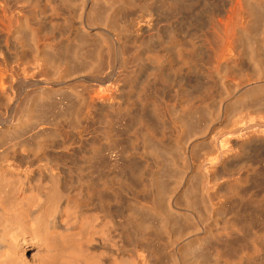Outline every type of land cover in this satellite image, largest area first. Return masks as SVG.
Returning a JSON list of instances; mask_svg holds the SVG:
<instances>
[{"label": "bare ground", "instance_id": "obj_1", "mask_svg": "<svg viewBox=\"0 0 264 264\" xmlns=\"http://www.w3.org/2000/svg\"><path fill=\"white\" fill-rule=\"evenodd\" d=\"M7 1H9V0H7ZM20 1L21 0H18V1L15 0V3L20 2ZM26 1L30 2V4H31L30 5L31 6V10H30L31 12L30 13L34 17L36 15H38L39 18H41L40 13L42 15V13L44 11H47V9L46 10H44V9L47 6L48 2L46 3L44 0H26ZM74 1L78 2V3H76L78 5L80 0H77V1L76 0H58V1L55 0L54 6H52L53 0H49V2H51L50 3L51 7H50V4H48V6L51 8L50 11L52 12V15L53 14L57 15L56 17L59 18V15L62 12H64V11L61 12V9H63V10L68 9L67 10L68 12L65 11V13H64L65 15H67L66 18L63 17L65 15L62 14V17L64 19L63 23H55L56 18L51 19L52 15L50 13L51 17H50V19H48L49 17L47 19L49 21L52 20V22H53V20H55V21L53 22V24L51 22L48 23V25L49 24L53 25V26L49 25V27H53V28H48V29L49 30H52V29L56 30L57 29L56 31H60V30H65L66 28H68L67 29L68 33L67 32L64 33L65 31H62L63 35H65L63 37H66L70 33L69 35H71V37L77 36V38H78V36L81 37V35L84 34L83 32H81L82 30H84V28H87V30H89V31H93V33H92L93 36L97 35V34L95 35L94 31L106 33V35H108V37L105 36L106 39L102 38L104 36H101V38H102V40H101L97 36L98 39L96 38V41L100 39V41H98L97 44H100L101 46L100 45L96 46V48L101 50V48L102 47L104 48V46H105L106 51L103 50V48L101 51L106 53L104 55L108 56V58L112 59L111 54L114 56V54L116 53L114 51V48H117L118 46L113 47V46H116V44H113L116 40H114V42H111V41L113 38L115 39L116 37H118L116 35H119V33L121 34V32H123L125 30L124 29L123 31H120V30H122L121 28L125 24H123V25L117 24L120 21L119 19H121V18L118 19L117 9L111 13L113 15L110 14L112 18H110V15L108 13V15H109L108 17L110 18V20L111 21L114 20V23H113L114 25H115V22H117L119 20L116 23L115 28H116V31H120V32L115 34V32H114L115 28H114V25H112L113 26L112 30L114 29V31H113L114 34H112L113 32L112 31L110 32V30H109V32L102 30V27L100 25H103V24L98 25V26H100V28L99 27H97L95 29L93 28V26H95V25H93V23H94V21L98 22V20H97L98 18H99V20L102 18L104 20L106 19V18H104L106 16L102 15L103 7L100 6V8H102L101 9L102 11H100V12L96 10V7L98 8V5L96 6L95 4H98V2L95 3L94 1H97V0H92L93 3L92 2L91 3L94 6V8L92 6V8H93V10H92L91 6H90L91 11L89 10L90 12L88 11V14H87V12L85 13L87 15L86 17L84 16L85 18L82 16V13H83L84 7L86 9L87 5L83 7V5H84L83 2L85 1V0H83V2H82L83 9L82 8L80 9V10H82V13L79 17H77V18H81V16H82L83 19L82 20L80 19V23L78 24L79 26L77 24H75L76 22L74 23V20H76V19H74V18L76 16L74 15V13H75L76 8H78V7L73 8L74 10L72 9L73 5L75 4ZM107 1H109V0H107ZM123 1L129 2V3L127 5H125L126 3H124ZM123 1L122 2L126 6V8L128 5L130 7L132 6V8H133V3L131 2L132 3V5H131L130 0H123ZM135 1H137V0H135ZM140 1H143V0H140ZM157 1H159V3H161L162 6L168 8V9L174 10L175 12L178 11V9H180L181 7L188 8L189 15L193 16V18H196L197 20L199 17H201L204 14V12H206L208 14L206 20L208 21V23L213 25V28H212L213 32H214L213 35H215V39H216L215 41H216V43H218V45L216 43H214L215 41L214 42L212 41L213 39L211 40V42H213L214 45L216 44L218 46L217 47L218 49L217 50L214 49L216 52L215 53L213 52L214 57L213 58L211 57L212 60L214 61V65H212L213 66L212 68L208 69L204 65L200 64V63H204L203 61L201 62V60H200L201 58L198 59L200 61V63H198L199 62L198 60L194 59L195 55L193 56V54H195V52L193 53V52L187 50L186 49L187 47L185 48L186 50L184 49V47L186 45L185 46L182 45L177 39L178 36H176V33H174V34H172V36H174V37H172V39H170V41H168L167 47L164 49L165 53L163 54V57L161 58L160 56H162V55H159V56H157V57H160L159 59H157L156 56H155L156 58L153 57L154 61H153V59H151L152 65L154 66L152 68L151 74L153 76H155L156 79L159 78L161 81H165L164 82V84H165L166 82L168 83L171 81L172 75L181 74V72L185 71V69H188V70L190 69L194 75L198 74V70H201L202 73H200V74H202L203 77L209 78L210 80L212 79V77H215V80L217 79L219 86L223 87V89L228 90V86L230 87V85H228L229 84L228 77L231 76L232 74H234V71L237 70V69L235 70V68H238V71L239 70L241 71L243 65L245 66V63H244L245 61L247 62L246 64H248V66H250L248 71L252 70L253 73L257 72L260 75L259 80H257L256 82H254V83H250V82L248 83L247 82V84L242 85V88L240 87L241 89L239 87L236 88L237 89L236 91H238L240 89L238 92V95H236L234 92L233 93L238 98H236L237 100H233V101H229V102L222 100V98H224V97L221 98V96L223 95L222 93H221L222 94L221 96L215 95V92L213 93L212 87L207 86V84H206V87L204 86V88H202L199 91V93H198V91L196 92V95L198 93V96L195 98L193 96V99L188 102L190 105L189 104H187V105L189 106L190 109H189V112H186V113H188V115L190 116V114L193 115L195 112H199V110L197 111V109H200V110L202 109L201 111H205V113L203 112L204 113L203 118H204L205 116L206 117L209 116L210 107L215 108V106H217V105L218 106L220 105V108H218V110L216 109V111H218V112L220 111L221 115H222V113L224 115L226 113L228 114L229 112H231L232 109L241 108V110H242V108H243V110H244L246 106L252 105L249 107L250 108L253 106L256 107L257 109H259V110H256L257 113L259 114L260 111H262V113H260V115L262 114V116H263V114H264L263 113L264 112V0H212L209 3L206 10L204 8L205 6L203 7L205 11L203 9H200L199 4H194L193 3L194 1L191 2V0H157ZM157 1H155V2L157 3ZM73 2H74V4H73ZM89 2H90V0H89ZM109 2H110V4H111V2H112V4H114V2H116V0H110ZM137 2H139V1H137ZM147 2H149V1H147ZM147 2H145V4ZM86 3H87V1H86ZM8 4L9 3H7V5ZM104 4L106 5L107 3H104ZM116 4H118V3H116ZM145 4H144V6H145ZM149 4L150 3H148V5ZM99 5H101V4H99ZM115 5H113V6H115ZM203 5L204 4H202V6ZM102 6H103V4H102ZM100 8H98V9H100ZM106 8H109V7H106ZM110 8H114V7L110 6ZM126 8H124L125 11H127ZM129 8H128V10L130 11ZM8 9H9V6H8ZM71 10H73L74 12ZM108 10H106L105 12H108ZM142 11H138L137 13L138 14H139V12L142 13ZM150 11H151V9H150ZM179 11H181V10H179ZM59 12H60V14H59ZM121 12L122 11L120 10L119 15L124 14L123 12L122 13ZM148 12H149V10L147 11V13ZM30 13L28 12V14H30ZM137 13H135V14L137 15ZM26 14H25V16H27ZM44 14H43V17L47 16ZM103 14H104V11H103ZM135 14H134V16H135ZM31 15H28L29 18ZM50 15H48V16H50ZM25 16L20 17L17 15L16 17H14V15H12V16H9L8 18L3 17V19H2V17H0L1 18L0 19V26L2 25V28L7 32V34H9L10 36L12 34V36H14V38H15V36L17 38V39L15 38L18 42L17 43V50H18V54L19 53L21 54V57H19V59L22 58L23 56L25 57L27 50H28V52H30L31 50L32 51L36 50V51H38V54H39V52H41V51L43 52L46 49H49V51H53V48L50 49L51 47H49V46H51V43L48 45L47 41L45 40L46 36L43 34L44 31L42 32V30H41L42 26L45 24V23L44 24L41 23L42 22L41 20L43 18L40 20V19H37L38 18L37 16H36L37 18L36 17L34 18L32 16V18H34L33 20L36 21V19H37V20L41 21L40 23L38 22V24H39V25H37L38 27L33 29V32H31L32 34L29 32V34H31L30 36H32L33 40H31V37L29 38V34L27 37H25V38L23 37V34H21L22 28L25 27L27 30V26H28L27 22H28V24H30L29 22H33L32 18H31L32 21H29L30 19L27 20V18ZM125 17H126V14H125ZM131 18H134V17H131ZM137 18H139V17H137ZM140 18H139V20H140ZM193 18L191 17V19L195 21V19H193ZM45 19H46V17H45ZM47 19L45 21H47ZM134 19L135 20L132 19V23H130L132 25V27L134 26L133 25L135 23L134 21H136V18H134ZM110 20H109V22H110ZM141 20H143V19H141ZM49 21H47V22H49ZM129 21L131 22V20H128L127 23ZM103 22L105 25L106 20ZM140 22H142V21H140ZM32 24H34V23H32ZM130 24H129V27L127 26L128 28L126 27L125 31H127V30L129 31L130 29H132L130 27L131 26ZM76 25L78 26V28H76ZM108 25H110V23ZM108 25H105V26L108 27ZM119 25L121 28L119 27ZM138 25H140V24H138ZM112 26H109V27L111 28ZM117 27H119L120 30ZM135 27H134V29H135ZM25 28H24V30H25ZM24 30H22V31H24ZM28 30H29V28H28ZM46 30H47V28L45 29V31ZM137 30H133V31L137 32ZM56 31H54L55 34H56ZM176 31H178V30H176ZM176 31H174V32H176ZM136 32H135V34H136ZM143 32H145V31H143ZM26 33H28V32H26ZM49 33H51V31L46 33V34H49ZM125 33L126 32H124L123 35H125ZM180 33H182V31ZM132 34L134 35V33H132ZM57 35H59V34H56V37H57ZM84 35H86V34H84ZM87 35H89V34L87 33ZM90 35H91V33H90ZM113 35H115V36L112 39H109V36L112 37ZM136 35H138V33ZM203 35H204V33H203ZM139 36H136V37H139ZM150 36H151V34H150ZM5 37L6 36L4 35V38ZM145 37H147V36H145ZM26 38L27 39L29 38L28 40L32 41L31 46L33 49H31L30 47H27V46H29L28 44H30V43L26 44V42H27ZM88 38H92V36L88 37ZM94 38H93V40H94ZM120 38H121V36H120ZM52 39L49 42H52L53 41ZM119 39L117 42L121 43L120 42L121 39H120V41H119ZM127 39H129V37ZM180 39L183 40V38H180ZM47 40H49V39H47ZM58 40H60V39H58ZM79 40L80 39H78L77 41H79ZM124 40H125V37H124ZM61 41H63V40H61ZM64 41H65V43L67 42L66 40H64ZM71 41L74 42L73 40H71ZM71 41H69V43H71ZM83 41L81 40L82 43L80 42L82 45H84ZM86 41H84V43H88L90 40L88 42H86ZM96 41H95V43H96ZM127 41H126L125 46L130 45L131 49H132V47L133 48H135V46L140 47L144 44V43L142 45L139 44L137 46L136 43L133 41V44H135V46L132 44V47H131V44H129V43L130 42L132 43V41H130L128 43H127ZM93 42L90 41L89 45L91 46V44ZM61 43H63V42H61ZM78 43L79 42H77V45H78ZM52 44L55 45L54 43H52ZM56 44H58V43H56ZM81 44H80V46H81ZM97 44H95V45H97ZM53 45H52V47H53ZM59 45H60V42H59L58 46ZM77 45H76V47H77ZM87 45L85 44L84 46H87ZM61 46H63V45H61ZM70 46L73 48L72 50L75 49V51L76 50L78 51V49H76L72 45H70ZM123 46H124V44H123ZM71 47L70 48L68 47V48L71 49ZM81 47H80L79 51L82 49ZM119 47H120V50H119L120 52H117V53L120 55L119 58H121V59H118V60H121L124 65H128L129 64L128 61L129 62L133 61L132 55H131V59H129L130 56L128 55L129 52H130V54H132L131 49L128 47L130 49V51L127 49L129 51L128 52L126 49H124V47L121 46V44ZM139 47H138V49H140ZM147 47H148V45H147ZM55 48L56 47H54V49ZM58 48L61 49L60 46ZM58 48H56V49L58 50ZM207 48H209V47H207ZM40 49H41V51H40ZM65 49H67V48H65ZM65 49L63 50V52L65 51V55L66 54L68 55V53L66 52ZM92 50L93 49L88 50V51H92ZM153 50H155V49H153ZM67 51H69V50H67ZM93 51H96V50H93ZM112 51H114V54L112 53ZM116 51H117V49H116ZM146 51H144V52H146ZM171 51L173 53L174 52L175 53L172 55ZM186 51L191 52L192 55L190 53H188V54H190L188 56V54L185 53ZM103 52H100V53L102 54ZM144 52L139 55V56H141V58H142V55H144ZM155 52H156V50H155ZM41 53L39 55H41ZM146 53H148V51ZM32 54H34V53L31 52V55ZM38 54H36V55H38ZM70 54L73 55L74 53L72 54V52H70ZM86 54H87V52H86ZM155 54H157V52ZM208 54H210V53H208ZM59 55H61V54H59ZM76 55H78V54H76ZM76 55L74 54V56L69 57L71 59H69L68 56L67 57L65 56L67 59H65V58L63 59V64H65L64 60L69 59V60L73 61L72 59ZM83 55H81V56H83ZM54 56H56V55H54ZM63 56H64V54H63ZM151 56H152V54H151ZM34 57H36V56H34ZM92 57H95V56H92ZM115 57L117 58V56H115ZM78 58L79 59H77V56L75 57V63H77L76 59L78 61L80 60L79 55H78ZM98 58H101V57H99V55H98ZM103 58H105V57H102V60H103ZM138 58H140V57H138ZM145 58H144V60H145ZM196 58H197V56H196ZM51 59L53 60V56ZM54 59H55V61H59L58 60L59 58L57 59L54 57ZM82 59H84L83 60L84 62H82V60H81L80 62L77 63L78 65H80L79 63H86L85 61L88 60L89 58L88 59L82 58ZM52 60L49 59L50 62H52ZM69 60L67 62H69ZM89 60L91 61L92 59H89ZM112 60H114V59H112ZM144 60L142 59L141 61H144ZM92 61H94V60H92ZM104 61L105 60H103V64H104ZM148 61H150V60H148ZM151 61H150V63H151ZM101 62L102 61H100L98 63L100 66H102ZM153 62H155V64H157V65L153 64ZM69 63L73 64V62L72 63L69 62ZM77 64H75V65H77ZM86 64H88V61ZM133 64H134V62H133ZM67 66H69V65H67ZM73 66H74V64H73ZM105 66H106V64H105ZM108 66H109V64H108ZM88 67H89V65H88ZM126 68H127V66H125L124 69H126ZM238 71H236V72L239 73ZM129 73H130V75H132L131 72H129ZM152 75H150V76H152ZM127 76L129 77V75H127ZM133 77H135V76H133ZM125 79H124V81H125ZM133 80H135V79L133 78ZM148 81H150V80L148 79ZM217 82L215 81V83H213V84H217ZM157 83H159V82H157ZM168 84H170V83H168ZM143 85L145 86V83ZM208 85H210V84H208ZM104 87H106V86H104ZM168 88H169V86H168ZM43 89L46 92L45 88H43V85H42V90L40 89L41 90L40 94H42L44 92ZM109 90H108V94L110 92ZM139 90H141V89H139ZM193 91L195 92V90H193ZM229 91H230V89H229ZM229 91H227V92H229ZM37 93L39 94V91H37ZM50 93H51V91H50ZM110 93H112V92H110ZM46 94H47V92H46ZM113 94H111V97ZM142 94H144V93H142ZM157 94H158V92H157ZM187 94H188V92H187ZM32 95L33 94H31V96ZM43 95H45V93H43ZM105 95H106V93H105ZM190 95L192 96V94L189 93L188 98L191 97ZM230 95H231V93L229 94V96ZM34 96H35V94H34ZM45 96H47V95H45ZM45 96H43V97L45 98ZM227 96L228 95H226V97ZM49 97H51L50 94H49ZM49 97H48V100H49ZM114 97H112V99ZM133 97H134V95H133ZM154 97H152V99H151L152 101L151 100L149 101L146 98H144V99H146L147 103H148V101L151 102L149 104H152L154 102L155 103L154 106H156L157 112L160 113V114H158V113L157 114L159 116L163 117L164 116L163 110H165L167 107L165 109L162 107H159V105L161 103H158V102L161 101L162 99L159 100L160 99L159 97H155V99H153ZM226 97H225V99H227ZM36 98H37V96L32 98L33 101H31L29 108H27L26 111H23L24 113L23 112L20 113V111H22V110L16 111L17 114H19V113L20 114L18 116L17 115L14 116V119L10 123L6 124V122H3V121L0 123V126L2 128V129L0 128L1 129L0 130V143L3 141V138H5V135L7 134L6 131L7 132H10V131L14 132V130H15L17 133V130L20 131L21 128L23 131V127L26 128V125L29 126V122H31L30 119L32 118V116H33V118L34 117L37 118L36 114L34 116V108H36V107L38 108V106L40 105L38 103H40V101L42 102V100L45 101L46 98H45V100L40 99L39 101H38V99L41 97H38V99H36ZM51 98H53V97H51ZM81 98H82V96H81ZM99 98H100V96H99ZM140 98H139V100H140ZM230 98H229V100H230ZM110 99H111L110 96H108L107 100L110 101ZM142 99H143V97H142ZM164 100H166V99H164ZM24 101H26V100H24ZM86 102L88 103V101H86ZM35 103L38 104V106H36ZM45 105H47V104H45ZM104 105L105 104L103 103V106H102L103 108L105 107ZM113 105H114V107H116L115 104H113ZM21 106L18 109H20ZM70 106H72V104ZM142 106H143V104H142ZM50 107H51V105H50ZM91 107H94V106H91ZM108 107H109V105H108ZM47 108H49V107H47ZM113 108H109V109L113 110ZM168 108H170V107H168ZM83 109H85V108H83ZM86 110H87V108H86ZM119 110H120V108H119ZM153 110H155V107L153 108ZM161 110H162V112H161ZM246 110H247V114H248V112H249L248 108H246ZM43 111H44V109H43ZM50 111H48V112H50ZM109 111H111V110H109ZM212 111L213 110H211V112ZM233 111L236 112V110H233ZM250 111H251V109H250ZM256 111L254 110V112H256ZM161 113H163V114H161ZM213 113H214V111H213ZM238 113H240V112H237V114ZM252 113H253V110H252ZM39 114H42V113H39ZM218 114H220V113H218ZM242 114H244V113H242ZM249 114H251V113L249 112ZM210 115H212V114H210ZM228 115L230 117L231 113H229ZM245 115H246V113H245ZM39 116H41V115H39ZM154 116H156L157 119H159L157 115L154 114ZM199 116H198V118H199ZM218 116H220V115H218ZM193 117H194V115H193ZM212 117H210V118H212ZM225 117L226 116H224V118ZM248 117L250 118V115L247 116V118ZM35 118H34V120H36ZM41 118H43V117H41ZM45 118H47V117H45ZM139 118L142 120L141 117H139ZM195 118H197V116H195ZM195 118H193V120H195ZM261 119H259V120H261ZM143 120L145 121L146 119H143ZM160 120H162V119H160ZM199 120L200 119H197L195 122L192 121L191 125L195 127L196 125L200 124V127H201V123ZM202 120L203 119H201V122H202ZM225 120H227V118ZM144 121H142L143 124H144ZM148 122L146 120V123H148ZM158 122L160 123V121H158ZM31 123L34 124V121L32 120ZM156 123H154V124L151 123L152 125H150L148 123V125H150V127L149 128L146 127L147 130L145 128V130H144L145 134L143 137L144 148H143V155L142 156L150 154L151 157L153 158L152 162H151L152 164H148L145 162L146 164H143L144 166L141 168L139 166L140 169L138 168L139 170H137V171L136 170L133 171L134 167H133V170L131 167H129V166L127 167V170H128V168L129 169L131 168V170H130L131 173H129L130 174L129 177H131V179H133L132 181H134L136 183V185L138 183L137 187H135L136 185L134 186L131 179L129 180V179L125 178V177H128V176L124 175V173L126 174V170H125L126 167L123 168L124 173L123 172L121 173L123 175L116 176L117 172H113V170L115 169L114 166L112 168L113 170L111 169V167L108 166V170L109 169H110V171L112 170L111 174L116 173L115 175L113 174V176H116V177H114L112 179H111L112 175L108 176V177L105 176L106 178L103 176L99 177V175L97 176L96 174H98V171H97V173H94V169H93V167H91V163H93L95 161L94 160L95 156L91 157L92 159L89 157L90 160L89 161L86 160L88 162L87 163L85 162L86 163L85 167H82L78 170L76 169L77 167L76 168L72 167L71 164H69L70 162L68 163V161L66 159L65 160L58 159V158L49 159L50 157H48V156H47L48 158H45L46 156L44 157V153L42 151L45 149L44 145L46 146V144H44L45 143L44 141H43L44 143H42V141L38 142V141H40L39 138L41 136L42 137L44 136L45 139L47 138V137H45L47 134H45L43 130L37 132L38 134L35 133V135H39V138H35V139H37L36 145L39 144L37 146V149H36L37 152L36 153H35V151H33L34 152L33 153L32 149L29 148L31 152L30 151H27L29 153L25 152V153H27V155L24 154V151H23V154L19 153V151H17L19 154H16V152H14V151H16L15 149H13L14 150L13 154H10L12 152H10V153L8 152L10 155H12V157H10L8 155L7 151H5V155H3V156H1V154H0V156H1L0 157V264H132V263L141 264L139 259H142V257L139 255L140 254L139 249H145V251H146L148 248L146 245H148L150 248V250H149L150 251L149 252L150 253L149 258L150 259H159V260L162 259L163 260V258H165V259H168V261H169V259H172L171 260L172 264L173 263L174 264H177V263L178 264H264V234L260 233V234H262V235H260L259 233L254 231L255 229H253L254 232L252 231L253 233L251 235H249L250 234L249 233L248 234L249 237L245 238L244 237L245 234L243 236L242 233H245L246 231L245 230H244L245 232L242 231V227H241L242 225L239 226L236 223L232 224L231 222L228 224L229 220L226 221L227 223H219V224H221L220 226H219V224L217 225L218 221L216 222V225H212L213 224L212 219L208 218L207 217L208 214H206L205 212L202 211L203 213L206 214V216H202L201 214H203V213H201L199 216H197V214H194V211H191V209L188 208V210H190V211H188V210H186L187 208L186 209L183 208V207H185V205H186V207H188V205H190L192 207L196 204V200H197L196 195H198V193L196 194L197 188L194 185V182H195L194 179L196 178L195 177L196 176L195 168L197 167V165H196V167H192L190 169L189 164H188V158L186 155L187 149L184 148L185 146L180 147L181 141H180V143L179 142L175 143V141L174 142L173 141L168 142L167 140H163L164 137L163 138H157L156 137V135H158V134H155V127L156 126L153 127L154 125H156ZM144 127H145V124H144ZM192 129H194V128L192 127ZM226 129L227 128H225V130ZM227 130H229V129H227ZM22 131L20 133H22ZM156 131L158 132L157 129H156ZM196 131H198V130H196ZM160 132H162V131H160ZM228 132H230V131H228ZM228 132H226L228 135L229 134L230 135L235 134V135L240 136L241 139L243 138V141L242 140L240 141V143L242 142L241 143L242 145L247 144V143H251V142H254L255 144H259V143L264 144V120L256 121V122H252V123H249L248 121L247 122L244 121L241 124V126H238V127L236 126V128H233L230 133H228ZM218 133H221V134L220 135L217 134L218 136L214 140H212V143H211V145L214 146V148L215 147L217 148L218 146H220L219 150L221 151V153L219 154L220 155L219 157L217 156L218 157L217 162L219 161V159L220 160L223 159V156L225 154L224 149L225 148L227 149L226 146L229 145V140H230V139H228L229 137L225 136V135H227L226 133L223 134L222 131L218 132ZM160 134L158 136H161ZM14 135H16V134L14 133ZM6 136H8V135H6ZM30 136H31V133H30ZM113 138H114V136H113ZM35 139H34V141H32L33 143H35ZM183 142H184V140H183ZM235 142H237V141H235ZM46 143H48V142H46ZM114 143H115V141L113 142V146L111 144L112 147L116 146L115 145L116 143L115 144ZM182 145H183V143H182ZM24 147H26V146H24ZM30 147L33 148L34 146H30ZM240 147H241V145H240ZM8 149H10V147ZM17 150H18V148H17ZM22 150L23 149H21V151ZM33 150H35V149H33ZM46 150H47V147H46ZM10 151H11V149H10ZM227 151H229V148ZM41 152H42V154H41ZM96 152L98 154V150ZM99 153L102 154V152H99ZM87 155L88 154H86V157H87ZM98 155H97L96 159L99 162L101 160V156L103 154L101 156L99 155L100 159H98L99 158ZM106 155H105V157L102 156V158H104L108 162L110 160L112 161L113 158L110 159ZM227 155H229V154H227ZM125 156H126V154H125ZM51 157H53V156H51ZM223 160H225V159H223ZM102 161H100V162H102ZM150 161H149V163H150ZM215 161H216V159L213 162L215 164H217ZM108 162H107V164H106V161L104 163L106 165H112L111 162H110L111 164H108ZM94 163L98 166L97 168L100 169V167H99L100 164L98 163L99 164L98 165L96 162H94ZM104 163H103V165L105 166ZM115 164H116V162L114 163V165ZM200 164H202V163H200ZM96 165H95V167H96ZM123 165H124V163H123ZM123 165L121 164V166H123ZM219 166H221V165L219 164ZM205 167H206V165H204V164L200 165V169H197L198 168L197 167L196 169L198 171L197 170L196 171L199 173V170L202 171V169H205ZM98 169H95V170H98ZM106 169H107V167H106ZM116 169H119V168H116ZM123 169L121 168L122 171H123ZM103 170H105V169L101 170L102 174L106 175ZM189 170H191L192 175H190L188 173ZM209 170L205 169L203 172H201L202 173L201 176H203L205 181L207 179L206 182H208L209 179H212V178L215 179L214 175H216V174L214 173V175H212V173H210ZM106 171L107 170H105V172ZM127 172H129V171H127ZM211 172H213V171H211ZM197 175H199V174H197ZM95 176H97L99 178L96 179ZM109 177H110V179H107ZM139 187H140V190H142V192H145L144 194H148L146 199H144L145 200L144 202H142V201L140 202L139 200H137L138 199V193L137 192H140V191H137L136 188L139 189ZM127 190H129V191L132 190V192L134 191V193L136 195L135 199H133L132 203L130 205L128 204L126 207H124V205H123V207H121V209L114 208V205H116V204L119 205V202H117V201L119 199H121V198H119V196L122 195L121 194L122 191L125 192ZM209 190H210V188H209ZM109 193L112 194V196H113V199H112L111 195H109L112 200L110 198L109 199L107 198ZM141 194H143V193H141ZM206 195H207V193H206ZM198 196H200V195H198ZM211 196H212V194H211ZM211 196H209V198ZM200 197H203V196H200ZM205 198H206V200L208 199L207 197H205ZM213 198H214V195H213ZM201 199H204V198H201ZM256 200L258 201V199H256ZM209 201H205V203L206 202L208 203V208H209V204H210ZM113 202L114 203L117 202V203L114 204ZM203 202H204V200H203ZM240 204H241V200H240ZM205 205H207V204H205ZM251 206H253V205H251ZM194 207H192V208L194 210H196L195 209L196 207L195 208ZM255 207H254V209H255ZM263 207H264V204H263ZM202 208H205V207H202ZM236 208H238V207H236ZM260 208H262V207L260 206ZM252 210H253V208H252ZM253 211H255V210H253ZM208 212H210V211H208ZM260 212H262V210ZM247 213L249 214V212H247ZM247 213H245V214H247ZM251 214H252V212H251ZM213 220H215L214 217H213ZM245 220H246V218H245ZM211 221H212V223H211ZM237 221L238 220H236V222ZM243 222L244 221H242L240 223L242 224ZM214 223H215V221H214ZM213 226H216V228H214ZM243 229H245V228H243ZM189 231H190V233H189ZM193 231L194 232L195 231L200 232V235L197 238L195 237V240L187 241V243L185 242V244L182 246V248L181 249L178 248L180 250H176V252H175V249L174 250L172 249V248H174V245L177 244V242L182 241V239L184 237L187 238L189 235H191V232L194 233ZM250 232H251V229H250ZM241 234L244 237V239L240 240L239 242H236L234 240V238H236V237H234V236L238 237L239 235L241 236ZM222 237H224V239H226L227 241H225V240L222 241L225 244L223 247L221 246L222 248L219 249L218 246L220 245V242H221L220 239ZM116 238L117 239L121 238L120 239L121 241L123 240L125 245H127V250H128V246H131V248H133L131 250L129 249L130 251L133 250L131 252L132 255L130 253H128V252H130L129 250L127 251L121 245H120L121 248L120 247L118 248V246L116 247V245L119 244V243L116 244L117 243L116 241H118V240L115 241ZM241 238H237V239H241ZM163 240H165L164 241L165 245L162 244ZM233 240H234V242H233ZM213 243H215V246L217 248H215V249L211 248L213 246L212 245ZM144 247H146V248H144ZM140 252H141V250H140ZM117 259L118 260L120 259V260L118 261ZM123 259H127V260H123ZM129 259H132V260L137 259V260H135V262L136 261L137 262L135 263L134 260L131 262V261H129ZM171 261H169V262H171Z\"/></svg>", "mask_w": 264, "mask_h": 264}, {"label": "rangeland", "instance_id": "obj_2", "mask_svg": "<svg viewBox=\"0 0 264 264\" xmlns=\"http://www.w3.org/2000/svg\"><path fill=\"white\" fill-rule=\"evenodd\" d=\"M9 1H7V0H4V1L3 0H0V13H1L0 14L1 16L0 17H2V19H3V17L8 18L9 16H12V15H14V17H16L17 15L20 16V17H24L26 13H27L26 14L27 16L28 15H31V13H30L31 12L30 11L31 10V6H30L31 4H30L29 1L21 0L20 2H16V3H15V0L14 1L13 0H9ZM44 1L46 3L48 2V4L51 3V2H49V0H44ZM56 1H58V0H56ZM80 1H79V4L78 5L76 4L78 2H75L74 1L76 5L73 2V4L75 6L73 5V7H72V9L78 7V8H76L77 11L75 10V13H74V15L76 16V17L74 16L75 17L74 19H76V20H74V23L76 22L75 24H77V25L80 23V19L82 20L84 16L85 17L87 16L85 13L87 12V14H88V11L90 10V6H91V9L92 10L94 8V6L92 5V3H93L92 0H90V2H89V0H85L84 2H83V0H80ZM86 1H87V3H86ZM109 1H107V0H102V1L101 0L100 1L97 0V1H94V2L95 3L98 2V4H95V3L94 4L96 6L98 5V8H100V6L103 7V9L102 8L98 9L96 7V10L99 11V12L102 11V10L104 11V14H103V11H102V15H105L106 16V17H104V18H106L105 19L106 20L105 25H108L109 23H110V25H108V27H106L104 25V22H103L105 20L103 18L99 20V18H98L97 19L98 22L94 21L93 25H95V26H93V28L94 29L97 28V27L100 28V26H101L102 27V30H105V31H108V32L110 30V32L111 31L113 32L114 29L112 30V28H113L112 25H114L113 24L114 23V20L112 19L113 21H111L110 18H112L111 15H113L111 13L114 12V10H116V9H117V13H118V19L121 18L122 20L119 19L121 21L120 22L117 19L119 22L118 21H117L118 23L115 22L114 28L116 26V23L117 24H121V25L125 24V25H123L122 28L119 25V27L122 30H120L119 27H117L120 31H123L124 29L126 30V27L127 26L129 27V24L132 23V19L135 20L134 18H136V21L137 22L134 21L135 22L133 24L134 26L132 27V25L130 24L131 25L130 27L132 29H130L129 31L128 30L127 31L124 30L123 32H121L122 35L119 33V35H116L118 37H116L115 39L113 38L115 35H113L112 37L109 36V39H112L113 38L111 42H114V40H116L113 43V44H116V46H113V47H117V46L119 47L120 44H121V46L124 47V49H126V50L128 49L129 51L131 49L129 44H131V47H132L133 41L136 43L137 46L139 44L142 45L144 43L142 46H140V47L138 46L140 49H138V47H136L135 44H133L135 46V48L132 47V49H131V53L132 54H130V52L127 50L129 52V54L128 53L127 54L130 56L129 59H131V55H132V58H133V61H130L131 63L128 61V63L130 65L129 64L128 65H124L121 60H118V59H121V58H119L120 55L117 53V52H120L119 51L120 50V47L119 48L118 47L117 48H114V51L116 52L115 54H114V51H112V53L114 54V56L111 54V58L114 59V60H112V59L108 58V56L104 55L106 53H104L103 51H101L103 47L102 48L100 47L101 50L98 49V48H96V46H99L100 45V44H97V42L100 41V39L101 40H102V38L106 39L105 36L108 37V35H106V33H103V32L101 33V32H98V31L97 32L94 31L95 35L96 34L97 35L96 36H93L92 35L93 31H89V30H87V28H84V30H82L81 32H83L86 35L88 33L89 35H87V36L88 37H91L92 36V38H88L84 34H82L83 36L81 35V37L78 36V38H77V36L76 37L75 36H72L71 37V35H69L70 33L66 37H63L65 35H63L62 31H65L64 33H66L68 28H66L65 30H60V31H56L57 30L56 28H55L56 30H54V29L49 30L48 28H53V27H49V25L50 26H53L52 24H53V22L55 20H56L55 23H63V21H64L63 17H65V18L67 17V15H65L64 13H65V11L68 12L67 11L68 9H66V10L61 9V12L62 11H64V12H62L61 14L59 12L60 15L58 14L59 15V18H58V17H56L57 15H54V14L52 15V12L50 11L51 4H50V7L47 4V6L44 9V10L47 9V11H44L42 13V15L40 13V17L41 18H39L38 15H36L38 18L35 16L37 19H40V20L43 18L41 20L42 22L39 21V20H37V19H36V21L33 20L35 18L33 15H31L30 18H29V16L28 17L25 16L27 18V20L30 19L29 21H32L33 20V22H29L30 24H28V22H27V25H28L27 26V30L29 28L28 31L26 30L25 27L22 28V30H24V28H25L24 31L21 30V34H23V37L24 38L28 36L29 32L30 33L33 32V29L34 28H37L38 27L37 26V25H39L38 22L39 23L41 22L42 24L45 23L42 26V29L41 30H42V32L44 31L43 34L46 36L45 37V40L47 41L48 45L51 43V46H49V47H51L50 49L53 48V51H49V49H46L45 51L42 52L41 49H40V51L42 53L39 52V54L41 53V55H39L38 54V51H36V50H35L36 52L34 50L33 51L31 50L30 52H28V50H27V52L25 54V57L23 56L24 58L22 57V58L19 59V57H21V54L20 53L18 54V50H17V43L18 42L16 40L17 39L16 36H15L16 39L14 38V36H12V34L10 36L2 28V25L0 26L1 27L0 28V84H1L0 85V119H1L0 120V123L2 121L3 122H6V124L7 123H10L14 119V116H16V115L18 116L21 112L26 111L27 108H29L31 101H33L32 98H34L35 96H37L36 99H38V97H41V98L38 99V101L40 99H44L45 100V98H46L45 101L42 100V102L40 101V103H38V104H40L39 106H38V104H36L37 102L35 103V105L38 106V108L37 107L34 108V116L36 114V117L37 118L34 117L36 120H34L33 116L31 118L34 121V124L31 123L32 120L30 119L31 122H29V126L26 125V128L27 129L23 127V131L24 132L22 131V128L20 129V131L17 130V133H16L15 130H14V132H12V131L7 132L6 131V133H7L6 135H8L9 137L5 135V138H3V141L1 140L2 141L0 143V154H1V156L5 155V151H7V153L8 152L9 153L12 152L10 154H13V151H14L13 149L16 150V151H14V152H16V154H19V153L23 154V151H24V154L27 155V153H29L27 151H30V149H32V152L35 151V153H36L37 152L36 149H37V146L39 144L36 145L37 139H35V138H39V135H35V133L38 134L37 132L43 130L44 133L47 134L48 136L47 135L45 136V137H47L46 139L44 138V136L43 137L41 136L39 138L40 141H38V142H41L42 141V143L45 142L44 144H46V146L44 145V147H45L44 150L45 151L44 150L42 151L44 153V157L46 156L45 158L50 157L49 159H51V158H58V159H63V160L66 159L68 161V163L70 162L69 164H71L72 167H74V168L77 167L76 169L78 170V169H80L82 167H85L86 163L90 160V158L95 156L94 157L95 158L94 159L95 160L94 162H96L97 164L98 163L100 164L99 167H100L101 170L102 169L107 170L106 172H105V170H103L104 173L106 174V175H103L102 174V171L97 168L98 166L94 162H93L94 164L91 163V167H93L94 173H97V171H98V174H96L97 176L98 175H99V177H102V176L103 177H105V176L108 177V176H111V175L113 176L114 173L111 174L112 173V170H113L112 169L113 166H114L115 169L116 168H119V169H116V170L114 169L113 170V172H117V174L115 173L116 176L123 175L121 173L122 172L124 173V169L123 168L126 167L125 168L126 174L124 173V175L125 176H128V177H125V176L124 177L126 179H129L130 180L131 177H129L130 176L129 173H131L130 172L131 168L133 170V167H134V170L133 171H135V170L137 171L141 167L144 166L143 164H146V163L152 164L151 162H152V159L153 158L151 157L150 154H147L145 156H142L143 155V148H144V142H143L144 139H143V137H144V134H145V131H144L145 128L146 127L149 128L150 125H152V124H154V123L157 122L158 124L156 123V125L153 126V127L156 126L155 127V134H158L159 135L161 133L160 135L162 137L161 136H158V135H156V137L157 138H163L164 137L163 140H167L168 142H172V141L174 142L175 141V143L176 142L177 143L178 142L180 143V141H181V143H180L181 146L180 147H182V146L184 147L185 146L184 148L187 149L186 155H187V158H188V164H189L190 169L192 167H196V165L198 167V168L197 167L196 168L197 169H200V165H203L204 164V165H206V167H205L206 170H209L210 169L209 171H210V173H212V175H214V173L216 174V175H214L215 176V179H213V178L212 179H209L208 180L209 183H208V182H206L207 179L205 181V179L203 178V176H201L202 175L201 172H203L205 169H202V171L199 170V173H198L197 172L198 170L195 168V174H196L195 177L196 178L194 177L195 178L194 179V181H195L194 182V185L197 188L196 194L198 193V195L203 196V197H200V196L196 195V199L197 200H196V204L194 205L196 208L194 206H192L196 210H194L190 205H188V207H186V205H185V207H183V208H185V209L187 208L186 210H188V208L191 209V211H194V214H197V216H199L201 213L205 212L206 214H208L207 217L210 218V219H212V221H213V224L212 225H216V222L217 221H218L217 222V225L219 223H227L226 221H228V220H229L228 221V224L231 222L232 224H235L236 223L239 226L242 225L241 226L242 227V231L243 232L246 231L245 233H242L243 236L245 234V236H244L245 238L249 237V235H251L254 231L257 232V233H259V234L260 233L264 234V209H263L264 208L263 207V204H264V201H263L264 200V144H260V143L259 144H255L254 142H251V143H247V144L242 145L241 144L242 142L240 143V141L241 140L243 141V138L241 139L240 136L235 135V134H233V135H230L229 134L228 135L226 133L228 131L231 132L233 128H236V126L237 127L238 126H241V124L244 121H246V122L248 121L249 123L256 122V121H262V120H264L263 119L264 118L263 117L264 114H263V116H262V114L260 115V113H262V111H260V113L258 114L256 110H259V109H257L254 106L251 107V108L249 107V106H252V105L246 106L245 109H244L245 111L243 110V108H242V110H241V108L232 109L231 112H229L232 115V116L230 115V117L228 115L229 113L228 114L226 113L225 115L222 113V115H221V112L220 111L219 112L216 111V109L218 110V108H220V105L219 106L218 105L215 106V108L210 107L209 112L212 115H210L208 113L209 116L206 117L204 115L205 116L204 118H203V114L205 113V111H201L202 109L201 110L200 109H197V111L199 110L200 113L199 112H195L196 114L195 113L193 114L194 117H193V115L190 114V116H189L188 113H186V112H189V109H190L189 106L187 105V104H189L188 102L193 99V96H194V98L197 97L199 91L202 88H204V86L206 87V84H207V86H211L212 87L213 93L215 92V95H218V96L220 95L221 96L223 94L221 96V98L224 97V98H222V100H225V101L229 102V101L237 100L236 98H238V97L236 95H238V92L242 88V85L243 84L245 85V84H247V82L248 83L249 82L250 83H254L257 80H259V78H260L259 73H257V72L253 73L252 70H250L251 72L248 71V69H249L250 66H248V64H246L247 62L245 61L244 62L245 63V66L243 65L241 71L240 70L238 71V68H235V70L237 69L236 71H238L239 73H237L236 71H234V74H232L231 76L228 77V81H229V84L228 85H230V87L228 86V90L223 89V87L219 86V84L217 82V79L215 80V77H212L211 80L209 78L203 77V75L200 74V73H202L201 70H198V74H195L194 75L191 72L190 69L189 70L188 69H185V71L181 72V74L172 75L171 76V81L168 82L170 84H168L167 82L164 84L165 81H161L159 78L156 79V77L151 74L152 73V68L154 67L152 65L151 59H153V57L156 58L159 55H162V56H160L161 58L163 57V54L165 53L164 52L165 51L164 49L167 47L168 41H170V39H172V37H174V36H172V34H174V33H176V36H178L177 37L178 41L182 45H184V46L186 45L184 47V49L187 47L186 48L187 50H189V51H191L193 53L195 52V54H193V56L195 55L194 56V59L195 60H198L199 58H201L200 59L201 62L202 61L204 62V63H200V61L198 60L199 61L198 63L204 65L208 69H210V68L213 67L212 66V65H214V61L212 60V58L214 57L213 52L215 53L216 52L215 50L218 49L217 48L218 47L217 46L218 43H216V41H215L216 40L215 39V35H213L214 34L213 29H212L213 28V25H211L210 23H208V21L206 20L208 14L206 12H204V14L201 17H199L198 20H197L196 18H193V16L189 15L188 8L181 7L180 9H178V11L175 12L174 10H171V9H168V8L162 6V4L159 3V1H157V0H143V1L137 0L139 2H137L135 0H130V3L131 2L133 3V8H132V6L130 7L129 5L126 8L125 5H127L129 2H125L123 0H116V2H114V4H112V2L110 4ZM122 1L124 3H126V4L124 5V3ZM147 1H149V2H147ZM155 1H157V3ZM211 1L212 0H210V1L209 0H205V1L204 0H191V2H193L194 4H199L200 9H203V10H204V8H205V10L207 9V7H208V5H209V3ZM54 2H55V0H53L52 6H54ZM82 2L84 4L83 7L87 5L86 6V9H85V7L83 9ZM145 2H147V3L145 4ZM7 3H9V4L7 5ZM104 3H107V4L105 5ZM116 3H118V4H116ZM132 3H131V5H132ZM148 3H150V4L148 5ZM99 4H101V5H99ZM102 4H103V6H102ZM144 4H145V6H144ZM202 4H204V5L202 6ZM113 5H115V6H113ZM8 6H9V9H8ZM92 6H93V8H92ZM110 6L111 7H114L115 9L114 8H110ZM122 6L123 7L125 6L124 8H126L127 11H125V9ZM106 7H109V8H106ZM81 8L83 9V13L84 14L82 13V10H80ZM128 8L130 9V11L128 10ZM150 9H151V11H150ZM73 10H71V11H73ZM106 10H108V12H105ZM120 10L124 14H122V15L120 14L119 15ZM137 10L138 11H142L143 10V11H142V13L139 12V14L141 13L139 15L137 13L138 12ZM148 10H149V12L147 13ZM179 10H181L182 12L179 11ZM28 12L30 14H28ZM134 12L137 13V15ZM50 13H51L52 17L50 15ZM81 13H82V16L83 17L81 16V18H77V17H79L81 15ZM108 13H109V15L111 14L110 15V18L108 17L109 16ZM43 14L44 15H47V16H44L43 17ZM62 14H64L65 16L62 17ZM125 14H126V17H125ZM134 14H135V16H134ZM48 15H50V16H48ZM32 16L34 18H32ZM190 16L193 19H195V21L192 20ZM45 17H46V19L48 17H49L48 19H50V17H51V19H55V18L56 19L53 20V22H52V20L49 21L47 19V21H49V22H47V21H45L46 20ZM131 17H134V18H131ZM137 17H139V18L141 17L140 20ZM31 18H32V20H31ZM141 19H143V20H141ZM109 20H110V22H109ZM126 20L127 21L128 20H131V22L129 21L127 23ZM140 21H142V22H140ZM50 22L52 24H49L48 25V23H50ZM32 23H34V24H32ZM99 24H103V25L98 26ZM138 24H140V25H138ZM77 25H76V28H78V26H79V25L78 26ZM109 26H112V27L110 28ZM134 27H135V29H134ZM46 28H47V30L45 31ZM133 30H137V32L136 31H133ZM176 30H178V31H176ZM25 31L28 32V33H26ZM50 31H51V33L46 34V33L50 32ZM54 31H56V34H59V35H57V37H56V34L54 33ZM120 31H116V28H115V31L114 32H115V34H117ZM143 31H145V32H143ZM174 31H176V32H174ZM181 31H182V33H180ZM114 32L112 34H114ZM124 32H126L125 35H123ZM135 32H136V34L138 33V35H136ZM90 33H91V35H90ZM132 33H134V35ZM203 33H204V35H203ZM31 34H29V38L31 37V40H33L32 39V36H30ZM150 34H151V36H150ZM4 35L6 36L5 38H4ZM97 36L100 39L96 41V38L98 39ZM101 36H104V37L101 38ZM120 36H121V38H120ZM136 36H139V37H136ZM145 36H147V37H145ZM124 37H125V40H124ZM126 37L127 38L129 37V39H127ZM46 38L49 39V40H47ZM93 38L96 41V43L93 40ZM117 38L118 39L119 38L121 39V41L119 39V41L121 43L117 42L118 41ZM180 38H183V40H181ZM28 39L26 38V41L27 42L25 41L26 44L30 43V44H28L29 46H27V47H30L31 49H33L32 46H31L32 45V41H30ZM51 39L53 41L52 42H49V41H51ZM58 39H60V40H58ZM78 39H80V40L77 41ZM61 40H63V41H61ZM64 40H66L67 42L65 43ZM68 40L69 41L73 40L74 42L71 41V43H72L71 44V43H69ZM81 40L82 41L83 40L84 41L87 40L86 42H88L90 40L91 42H93V41L94 42L92 44L90 43L91 44V46H90L89 45V42L90 41L88 43H84V41H83V44L84 45L85 44L86 45L88 44L87 46H84V45L81 44L82 43ZM211 40L213 42L215 41L214 43H216L217 45L216 44L214 45V43L211 42ZM126 41H127V43L130 42V41H132V43L130 42L128 44L129 46H125L126 45ZM59 42H60V45L59 46H60V48L62 50L58 48L59 47L58 46ZM61 42H63V43H61ZM77 42H79L78 43L79 46L77 45ZM52 43H54L55 45H53ZM56 43H58V44H56ZM73 44L74 45L76 44L77 47H76V45L74 46ZM80 44H81L82 47L80 46ZM95 44H97V45H95ZM123 44H124V46H123ZM52 45H53V47H52ZM61 45H63V46H61ZM70 45H72L73 47H75L76 49H78V51L77 50L75 51V49L72 50L73 48ZM147 45H148V47H147ZM54 47L58 48V50L56 48L54 49ZM68 47L69 48L71 47V49H69ZM80 47L82 49L79 51ZM207 47H209V48H207ZM63 48L64 49L67 48L65 50L68 53V55L67 54L65 55V51L63 52V50H64ZM105 48L106 47L104 46L103 50L106 51ZM91 49L96 50V51H93V50L92 51H88V50H91ZM116 49H117V51H116ZM153 49L156 50L157 54H155L156 52ZM67 50H69V51H67ZM146 50L148 51V53H146L147 52ZM144 51H146V52H144ZM189 51L188 52L186 51L185 53L186 54L190 53L192 55V53L189 52ZM31 52L34 53V54H32L33 56L31 55ZM70 52H72V54L74 53L75 55L78 54L80 56V60L78 61L77 59H79V58H78V55H76L77 56V59H76V62L77 63L80 62L81 60H82V62H84L83 61L84 59H82V58H85V59H88L89 58V59H92L94 61H92V60L90 61L88 59V60L85 61L86 63L88 61V64H86V63H79L80 65H78L77 63H75V57L76 56L72 59L73 61L69 60V59H71L69 57L74 56V54L71 55ZM86 52H87V54H86ZM100 52H103V53L101 54ZM143 52H144V55H142V58H141V56H139V55L142 54ZM58 53L61 54V55H59ZM96 53L101 58H98V55ZM174 53L172 52V55ZM208 53H210V54H208ZM36 54H38V55H36ZM63 54H64V56H63ZM151 54H152V56H151ZM190 54H188V56ZM54 55H56L57 57L54 56ZM81 55H83V56H81ZM34 56H36V57H34ZM52 56H53V60L51 59ZM65 56L66 57L68 56L69 62H71V63L73 62L74 66H73V64H70L69 62H67L68 60H64L65 61L64 62L65 64H63V59L64 58L67 59ZM92 56H95V57H92ZM115 56H117V58ZM196 56H197V58H196ZM54 57L57 58V59L59 58L58 59L59 61H55ZM102 57H105V58H103V60H105L104 61V64H103ZM138 57H140L141 59L138 58ZM160 57H157V59H159ZM144 58H145V60H144ZM49 59L52 60V62H50ZM142 59L144 61H141ZM97 60L99 62L102 61L101 62V65L102 66H100L98 64L99 62ZM107 60L108 61L110 60V61L108 62ZM148 60H150L151 63ZM153 61H154V59H153ZM133 62H134V64H133ZM155 62H153V64H155ZM66 64L69 65V66H67ZM75 64H77V65H75ZM105 64H106V66H105ZM108 64H109V66H108ZM88 65H89V67H88ZM155 65H157V64H155ZM125 66H127L126 69H124ZM66 67L67 68L69 67L68 68L69 70ZM129 72H131V74L133 76H135V77H133L132 75H130ZM127 75H129V77L131 79ZM150 75H152V76H150ZM133 78L135 80H133ZM124 79H125V81H124ZM148 79L150 81H148ZM214 80L217 82V84H213V83H215ZM157 82H159V83H157ZM144 83H145V86L147 85L146 87L143 85ZM208 84H210V85H208ZM42 85H43V88H45L47 94L44 91V89H43V91H44L43 93H45V95H47V96L43 95V93L40 94V91L42 90ZM104 86H106V87H104ZM168 86H169V88H168ZM238 87L239 88L241 87V88L238 91H236L237 90L236 88H238ZM139 89H141V90H139ZM229 89H230V91H229ZM108 90L110 92H112V93L109 92L110 95L108 94ZM193 90H195V92ZM33 91L34 92L36 91V92L34 93ZM37 91H39V94L37 93ZM50 91H51V93H50ZM197 91H198V93L196 95V92ZM227 91H229L232 96L231 95L229 96L230 93L227 92ZM157 92H158L159 95L157 94ZM187 92H188V94H187ZM233 92L236 95H234ZM105 93H106V95H105ZM142 93H144V94H142ZM189 93L192 94V96L190 95L191 96L190 98H188L189 97ZM31 94H33V95L31 96ZM34 94H35V96H34ZM49 94L53 98L49 97ZM111 94H113L115 96L114 97L112 95V97H114L115 99L114 98L112 99ZM133 95H134V97H133ZM226 95H228V96L226 97ZM43 96H45V98ZM81 96H82V98H81ZM99 96H100V98H99ZM108 96H110V98L112 100L111 99H110V101L107 100V97ZM154 96L155 97H159L160 98V99L158 98L159 100L162 99L161 101L158 102V103H161L160 105L158 104L159 107H162L164 109L167 107L165 110L162 109L164 111V114L161 113V114L164 115L163 117L158 115L160 113L157 112L156 106H154L155 105L154 102H153L154 104L153 103L152 104H149V103H151L149 101ZM48 97H49V100H48ZM142 97H143V99H142ZM155 97L153 99H155ZM225 97L227 99H225ZM139 98H140V100H139ZM144 98H146V99L149 100L148 103L146 102V99H144ZM163 98L166 99V100H164ZM229 98H230V100H229ZM24 100H26V101H24ZM86 101H88V103ZM44 103L47 104V105H45ZM103 103L105 104L104 105L105 106L104 108L102 107L103 106ZM71 104H72V106H70ZM113 104H115L116 107H114ZM142 104H143V106H142ZM50 105H51V107H50ZM90 105L91 106H94L95 108L94 107H91ZM108 105H109V107H108ZM20 106H21V108L18 109ZM47 107H49V108H47ZM154 107H155V110H153ZM168 107H170V108H168ZM83 108H85V109H83ZM86 108H87V110H86ZM109 108H113V110L112 109H109ZM119 108H120V110H119ZM246 108H248V110H249V112L251 114H249V112L247 114ZM43 109H44V111H43ZM250 109H251V111H250ZM18 110L19 111L22 110V111H20V113L17 114L16 111H18ZM109 110H111V111H109ZM162 110H161V112H162ZM211 110H213L216 115L213 113V111L211 112ZM233 110H236V112H234ZM252 110H253V113H252ZM254 110L256 112H254ZM48 111H50V112H48ZM38 112L39 113H42V114H39ZM237 112H240V113L237 114ZM153 113L155 115H157L159 119H157V117L154 116ZM218 113H220V114H218ZM242 113H244V114H242ZM245 113H246L247 116L250 115V118L249 117L247 118V116L245 115ZM38 114L41 115V116H39ZM199 115L200 116L202 115V116L200 117ZM218 115H220V116H218ZM195 116H197V118H195ZM198 116H199V118H198ZM224 116H226V117L224 118ZM41 117H43V118H41ZM45 117H47V118H45ZM139 117H141L142 120ZM210 117H212V118H210ZM193 118H195V120H193ZM226 118H227V120H225ZM143 119H146L147 122L149 121L148 123L150 125H148V123H146V120L144 121ZM160 119H162V120H160ZM197 119H200L199 121H200L201 127L203 129L200 127V124L199 125H196L195 126L196 128L191 125L192 124V121L195 122ZM201 119H203L202 122H201ZM259 119H261V120H259ZM157 120L160 121V123ZM142 121H144L145 127H144V124H143ZM191 126L194 129H192ZM0 128H1V126H0ZM147 128H146V130H147ZM225 128H227L229 130H227V129L225 130ZM156 129L158 130V132L156 131ZM196 130H198V131H196ZM21 131H22V133H20ZM160 131H162V132H160ZM221 131H222L223 134L226 133L227 135H225V136L229 137L228 139H230V140H229V145L226 146L227 149L226 148L224 149V151H225L224 156L225 157L223 156V159H225V160H223V159L220 160L219 159V161L217 162V159L220 156L219 154L221 153V151L219 150L220 149V146H218L217 148L216 147L214 148V146H212L211 143H212V140H214L218 135L221 134V133H218V132H221ZM223 131L224 132L226 131V132L224 133ZM230 132H228V133H230ZM14 133L16 135H14ZM30 133H31V136L32 137L34 135L35 136L32 138L30 136ZM12 136L13 137L15 136L17 139L15 137L13 138ZM113 136H114V138H113ZM34 139H35V143L32 142V141H34ZM183 140H184V142H183ZM234 140L237 141V142H235ZM114 141L116 143V144L114 143L116 146L112 147ZM46 142H48V143H46ZM182 143H183V145H182ZM111 144H112V146H111ZM240 145H241V147H240ZM24 146H26L28 149L29 148L30 149L28 150ZM30 146H34L35 148L34 147L31 148ZM9 147H10L11 151H10V149H8ZM46 147H47V150H46ZM17 148H18V150H17ZM228 148H229V151H227ZM21 149H23V150L21 151ZM33 149H35V150H33ZM93 149L94 150L96 149V150L94 151ZM97 150H98V154L99 155L101 154L99 152H102V154H103V155L101 154L102 156L105 157V155L107 154L106 156H108L110 159L113 158L112 159V161L114 160L113 162L111 160L108 162L107 160H105L104 158H102V156L100 155L101 156V160L100 161H102V160L104 161L105 160L106 161V164L108 162V164H111L112 163V165H106L104 163L105 161L104 162L103 161L102 162H100V161L98 162V160L96 159L97 158V155H98L97 152H96ZM17 151H19V153ZM25 152H27V153H25ZM42 152H41V154H42ZM9 153H8V155L10 157H12V155H10ZM86 154H88L87 157H86ZM125 154H126V156H125ZM227 154H229V155H227ZM99 155H98V157H99L98 159H100V156ZM51 156H53V157H51ZM215 159H216L215 162L217 164H215L213 162ZM86 160H88V161H86ZM149 161H150V163H149ZM115 162H116V164L114 165ZM103 163L105 164V166L107 167V169L103 165ZM123 163H124L125 166L123 165ZM200 163H202V164H200ZM218 163L221 166H219ZM121 164L124 167L121 166ZM95 165H96V167H95ZM108 166L111 167V169H112L111 171H110V169L108 170ZM128 166L131 167V168L130 169L128 168V170H127V167ZM139 166H140V168H139ZM121 168L123 169V171L121 170ZM95 169H98V170H95ZM127 171H129V172H127ZM211 171H213V172H211ZM188 173L190 175H192L191 174V170H189ZM197 174H199V175H197ZM97 176H95L96 179L99 178ZM112 176H111V179L114 178V177H116V176H113V177ZM107 179H110V177L107 178ZM132 180L133 179H131V181ZM231 182L232 183L234 182V183L232 184ZM132 183L134 184V186L136 185V183L134 181H132ZM137 186H138V183H137V185L135 187H137ZM209 188H210V190H209ZM136 189H137V191H140V192H137L138 193V199L137 200H139L140 202L141 201L144 202L145 201L144 199H146V197L148 196V194H144L145 192H142V190H140V187H139V189L138 188H136ZM127 191H125V192L122 191V193H121L122 195L119 196V198H121V199H119L117 201V202H119V205L116 204L117 202H115V203L113 202L116 205H114L112 203L114 205V208L121 209V207H123V205H124V207H126L128 204L130 205L132 203V201H133V199H135L136 195H135L134 191L132 192V190L131 191L127 190ZM141 193H143V194H141ZM206 193H207V195H206ZM210 193L212 194V196H211ZM109 195H111V197L113 199L112 194L109 193L108 196ZM213 195H214V198H213ZM108 196H107V198L109 199L110 196L109 197ZM209 196H211V197L209 198ZM205 197H207L208 199L206 200ZM201 198H204V199H201ZM239 199L241 200V204H240V200ZM256 199H258V201ZM128 200L129 201L131 200V201L129 202ZM203 200H204V202H203ZM205 201H209L210 202L209 208H208V203L207 202L205 203ZM205 204H207V205H205ZM250 204L253 205L254 207L256 205L257 206L254 209V207L251 206ZM260 206L262 208H260ZM202 207H205V208H202ZM236 207H238V208H236ZM252 208L255 211H253ZM206 209L208 211H210V212H208ZM261 210H262V212H260ZM188 211H190V210H188ZM247 212H249L250 215ZM251 212H252V214H251ZM205 213H203L201 215L202 216H206ZM245 213H247V214H245ZM213 217H214L215 220H213ZM245 218H246V220H245ZM235 219L238 220V221L236 222ZM212 221H211V223H212ZM214 221H215V223H214ZM242 221H244L243 222L244 224L243 223L242 224L240 223ZM220 225L221 224H219V226ZM213 227L216 228V226H213ZM248 227L251 229V232H250V229ZM243 228H245V229H243ZM253 229H255V230L253 231ZM189 233H190V231H189ZM242 234H241V236L239 235L238 237L237 236H234V237H236V238H234V240L236 242H239L240 240H243L244 237L242 236ZM262 234H260V235H262ZM199 235H200V232H197V231H195L194 233L191 232V235H189V236L187 235L188 236L187 238L184 237L185 239L183 238L182 241L177 242V244H175L174 245V248H172V249L173 250L175 249V252H176V250H180L182 248V246L185 244V242L187 243V241L195 240V237L197 238ZM237 238H241V239H237ZM120 239L121 238H118V239L116 238L115 239V241L118 240V241H116L117 243L116 242L115 243L116 244L119 243L118 245H116V247L118 246V248L119 247L121 248V246H122V247H124L127 250V245H125V243L123 242V240L121 241ZM224 240L227 241L226 239H224V237H222L220 239V241H221L220 242V245L218 244L219 245L218 246L219 249L224 246L225 243L222 242ZM234 240H233V242H234ZM164 241L165 240L162 241V244L165 245V242ZM212 245L213 246L211 248H214V249L217 248L215 246V243H213ZM146 246L148 247L147 248L148 251L147 250L145 251V249H139V253H140L139 255L142 257V259H139V261H140L141 264H143V263L144 264H159V263L160 264H162V263L163 264H172V261H171L172 259H169V261H171V262H169L168 259H165V258H163V260L162 259H160V260L159 259H150L149 258L150 257L149 256V254H150L149 253L150 252L149 251L150 248H149L148 245H146ZM144 248H146V247H144ZM178 248H180V249H178ZM129 249L131 250L133 248H131V246H128V250ZM140 250H141V252H140ZM132 251H130L128 253H130L132 255V253H131ZM123 260H127V259H123ZM133 260L135 262V260H137V259H133ZM133 260L132 259H129V261H131V262ZM132 264H134V263H132Z\"/></svg>", "mask_w": 264, "mask_h": 264}]
</instances>
